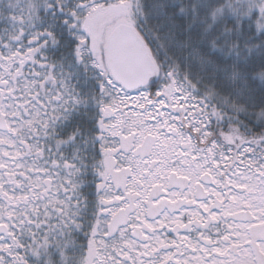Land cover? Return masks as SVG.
I'll return each instance as SVG.
<instances>
[{
    "label": "snow or ice",
    "instance_id": "obj_1",
    "mask_svg": "<svg viewBox=\"0 0 264 264\" xmlns=\"http://www.w3.org/2000/svg\"><path fill=\"white\" fill-rule=\"evenodd\" d=\"M0 264H264V0H0Z\"/></svg>",
    "mask_w": 264,
    "mask_h": 264
}]
</instances>
